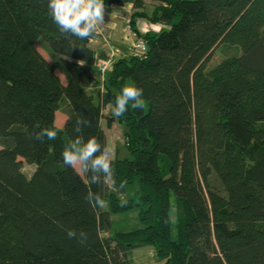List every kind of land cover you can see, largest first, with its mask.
I'll return each mask as SVG.
<instances>
[{
    "label": "trees",
    "instance_id": "1",
    "mask_svg": "<svg viewBox=\"0 0 264 264\" xmlns=\"http://www.w3.org/2000/svg\"><path fill=\"white\" fill-rule=\"evenodd\" d=\"M125 3L146 51L111 58L91 90L105 57L92 37L61 34L48 0H0V264H129L142 246L163 264H264V0H105ZM140 18L161 27L141 32ZM221 43L240 54L207 66ZM126 84L143 89L145 107L104 116ZM81 117L90 126L77 133ZM103 119L126 126L118 191L62 159L78 136L108 145ZM37 125L57 138H31ZM23 161L36 165L30 176ZM132 209L142 225L111 232V215Z\"/></svg>",
    "mask_w": 264,
    "mask_h": 264
},
{
    "label": "clouds",
    "instance_id": "2",
    "mask_svg": "<svg viewBox=\"0 0 264 264\" xmlns=\"http://www.w3.org/2000/svg\"><path fill=\"white\" fill-rule=\"evenodd\" d=\"M49 15L61 34L72 35L78 39L86 40L105 24V0H48ZM67 59V57H65ZM83 61V60H82ZM78 63L83 66L84 63ZM133 109H143L146 101L143 99V89L134 84H126L120 94L115 98L114 105L110 104L111 115L115 118L123 116L128 111L129 104ZM90 126L87 118L81 117L76 121L75 132L80 133L82 127ZM32 134L33 139L43 142L55 140L57 130L55 128H40ZM63 163L71 167L77 174L88 176L89 183H104L109 188L117 190L113 172V150L104 144L102 145L96 137H90L86 141L81 137L71 141L62 152ZM123 187V185H121ZM86 199L91 203L103 206L105 201L99 193L88 192ZM67 236L70 239H78L85 243L87 233L69 230Z\"/></svg>",
    "mask_w": 264,
    "mask_h": 264
},
{
    "label": "rangeland",
    "instance_id": "3",
    "mask_svg": "<svg viewBox=\"0 0 264 264\" xmlns=\"http://www.w3.org/2000/svg\"><path fill=\"white\" fill-rule=\"evenodd\" d=\"M127 15V14H126ZM128 15L131 16L130 13ZM126 16L124 17V19ZM145 23V24H144ZM155 25L157 27H160L157 23H150L144 19H137L135 25L141 27L142 30H147L145 27H150L149 25ZM160 29V28H159ZM37 49L48 59V44L40 38L36 43ZM241 52V48L239 45H232L228 43H221L219 44L213 51V53L210 56V59L207 62L208 65H215L219 63L220 61L227 59L228 57L239 55ZM96 87L92 88L91 90H96ZM62 111H57V115L55 118V125L58 127H61L63 124V118L66 114L63 110L66 109L65 105H62ZM109 113V109L105 108L104 112ZM60 112V113H59ZM106 113H104L106 116ZM67 116V114H66ZM103 128L106 132L107 136V142L108 145L113 150V157L117 155L119 158L123 157H130V153L128 148L125 146L124 142V131L126 129V126L123 122L118 121L115 119L111 125V127L105 126V120H102ZM35 164H29L23 161L22 164V171L26 174V176H30L32 171L35 168ZM112 220V228L111 232H114L115 230H128L135 227H140L142 224L139 221V215L137 209H132L125 212H120L116 214L111 215ZM164 261L160 259L154 248L152 246H142L137 247L133 251V253L129 257V264H163Z\"/></svg>",
    "mask_w": 264,
    "mask_h": 264
},
{
    "label": "crops",
    "instance_id": "4",
    "mask_svg": "<svg viewBox=\"0 0 264 264\" xmlns=\"http://www.w3.org/2000/svg\"><path fill=\"white\" fill-rule=\"evenodd\" d=\"M132 11H133V8H132L131 3H125L123 5L113 4L110 6H106L105 24L101 28L98 29V31L95 33V35L91 38L89 42L90 46L96 51L97 55L101 52L105 54V57H102L99 55L97 57L96 64H95V68H96L95 74L97 75L99 82L97 85L91 86V88H94L97 86L98 87L100 86L101 88L103 87V82H104L103 80H104L105 73L101 77L98 72V65H99L100 59L109 58L111 60V58L113 57L127 56L131 54L128 42L123 39V27L125 24L124 17L128 13L131 14ZM136 27H138V29L141 32L144 31L142 30V26L139 27L136 25ZM145 29H147V27H145ZM57 72L60 75L62 81L64 82L65 74L60 72L59 70H57ZM105 108L109 109V112H110L109 105H106ZM104 109H103V114L106 113V111L104 112ZM106 116H109V113H106ZM134 250L135 249H133V251Z\"/></svg>",
    "mask_w": 264,
    "mask_h": 264
},
{
    "label": "built area",
    "instance_id": "5",
    "mask_svg": "<svg viewBox=\"0 0 264 264\" xmlns=\"http://www.w3.org/2000/svg\"><path fill=\"white\" fill-rule=\"evenodd\" d=\"M124 20H125V24L123 27V39L128 42L131 54H135V55L143 54L146 51V43L144 39L136 35V32L132 27L130 15L127 14ZM149 30L158 31L159 27L155 25H150L149 29L147 28V30H144L142 32H147ZM109 65H110L109 58L100 59L98 65V72L101 77L104 75L106 70L109 69Z\"/></svg>",
    "mask_w": 264,
    "mask_h": 264
}]
</instances>
